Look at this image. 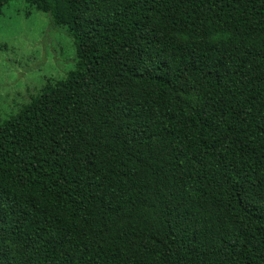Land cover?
<instances>
[{"label":"trees","instance_id":"16d2710c","mask_svg":"<svg viewBox=\"0 0 264 264\" xmlns=\"http://www.w3.org/2000/svg\"><path fill=\"white\" fill-rule=\"evenodd\" d=\"M25 3L76 61L0 123V264H264V0Z\"/></svg>","mask_w":264,"mask_h":264},{"label":"rangeland","instance_id":"374dc122","mask_svg":"<svg viewBox=\"0 0 264 264\" xmlns=\"http://www.w3.org/2000/svg\"><path fill=\"white\" fill-rule=\"evenodd\" d=\"M0 46V123L39 94L47 80L65 78L76 61L65 28L54 26L47 14L28 7L25 0L4 6Z\"/></svg>","mask_w":264,"mask_h":264}]
</instances>
